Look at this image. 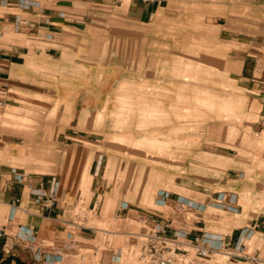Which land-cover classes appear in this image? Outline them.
Instances as JSON below:
<instances>
[{
    "label": "crops",
    "instance_id": "0c3cea01",
    "mask_svg": "<svg viewBox=\"0 0 264 264\" xmlns=\"http://www.w3.org/2000/svg\"><path fill=\"white\" fill-rule=\"evenodd\" d=\"M68 1L0 0V264H37L29 234L84 233L83 175L105 218L125 190L108 161L158 176L156 206L193 204L190 223L158 221L202 237L200 264H264V0ZM238 243L254 260L227 254Z\"/></svg>",
    "mask_w": 264,
    "mask_h": 264
},
{
    "label": "rangeland",
    "instance_id": "374dc122",
    "mask_svg": "<svg viewBox=\"0 0 264 264\" xmlns=\"http://www.w3.org/2000/svg\"><path fill=\"white\" fill-rule=\"evenodd\" d=\"M74 1H86L97 3L99 7H113L118 8L122 4L127 3L128 0H74ZM50 4L55 2L69 3L68 0H46ZM93 5V4H92ZM156 145V144H149ZM102 148V147H98ZM136 161L138 159H135ZM153 165V161L146 160ZM87 161H81V168L84 171ZM155 165V164H154ZM112 171V172H111ZM104 178L111 180L114 184H117L119 188L121 186V180L123 178L125 190L115 189L113 199H106L104 196L101 198L102 205L97 204L98 209L103 206V214L106 212V217L101 218L99 216H92L86 209V201L91 195V191L88 188L90 178L82 176L80 183V198L78 199L75 210H82L89 214V219L83 223L85 226H89L92 229H82L84 233H75L74 237L58 239L54 243V247L58 246L61 249V253L65 259H69L70 264H97L100 260H105L107 257L106 249L122 248L123 259L121 264H138L136 257L132 255L129 250L132 245L139 241V237L133 236L131 233L141 232V228L144 225L145 220H165L168 212L181 223H190L195 218V214L188 207H181L178 203L169 201L164 207H158L155 205L154 200L156 198L157 187L160 184L158 176H154L148 172H141L139 169H134L131 165L129 167L128 174L121 177L120 174H116L114 165L107 162L106 171L102 173ZM168 177V176H166ZM166 177L164 179H166ZM161 184L164 183L162 182ZM166 190L172 192L175 190L173 184H168L166 187L164 184L160 186ZM180 194H184V191H178ZM167 195V194H166ZM98 198V200H99ZM104 201V202H103ZM121 201L125 202L126 207L121 214L116 210L119 207ZM94 214V213H93ZM168 219V217H167ZM147 222V221H146ZM178 224V223H174ZM86 231V232H85ZM51 243V242H47Z\"/></svg>",
    "mask_w": 264,
    "mask_h": 264
},
{
    "label": "built area",
    "instance_id": "2783aa9c",
    "mask_svg": "<svg viewBox=\"0 0 264 264\" xmlns=\"http://www.w3.org/2000/svg\"><path fill=\"white\" fill-rule=\"evenodd\" d=\"M53 183L54 185L50 188L49 198L44 197V194L37 195V199L44 209H52L57 201L55 196L56 181L53 180ZM18 202L19 199H16V203ZM178 205L180 208L193 206L191 202L182 201H179ZM195 207L200 209V206L197 207L195 205ZM95 209L92 208L88 212L94 213ZM74 211V219L71 224L80 229H92L83 225L87 221L86 216H89V214L87 212L84 213L82 210ZM141 228L143 229L141 232L131 233L133 236L139 237V241L136 244L137 246L133 244L129 250L136 257L138 264H200L201 260L209 257L212 252L204 245L201 236H196L193 244L187 243L185 234L179 231H170V223L167 221L145 220ZM25 245L37 264H63L65 257L60 252V247H54V243L38 240L34 235L29 234ZM226 249L229 251L228 255L244 260H254L244 252L245 248L242 243H238L233 248L226 247ZM106 251L107 257L105 260H100L97 264H121L123 259L122 248L110 247Z\"/></svg>",
    "mask_w": 264,
    "mask_h": 264
}]
</instances>
